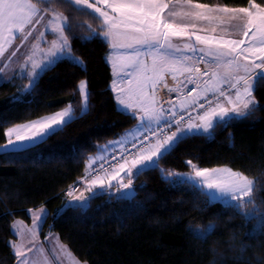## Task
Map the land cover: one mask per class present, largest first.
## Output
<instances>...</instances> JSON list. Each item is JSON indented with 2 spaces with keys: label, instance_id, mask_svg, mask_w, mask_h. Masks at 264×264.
Instances as JSON below:
<instances>
[{
  "label": "trees",
  "instance_id": "obj_1",
  "mask_svg": "<svg viewBox=\"0 0 264 264\" xmlns=\"http://www.w3.org/2000/svg\"><path fill=\"white\" fill-rule=\"evenodd\" d=\"M183 1V0H165ZM43 11L51 5L66 16L65 35L72 59L44 69L35 83L17 76L0 83V144L7 128L53 114L69 105L74 119L63 131L16 152L0 153V264H16L11 226L30 222L29 209L48 211L41 229L58 235L86 264H259L264 262V83L254 93L259 107L239 121L220 124L207 134L190 135L159 168L134 177L125 194L99 193L86 207H65L64 191L84 176L89 158L119 139L138 118L118 108L106 57L109 42L102 19L77 11L67 0H32ZM209 7L245 8L249 0H192ZM264 7V0H255ZM52 14L51 11L47 12ZM50 69V70H49ZM87 81L89 111H82L80 81ZM20 97V102H13ZM191 160L200 168L229 167L257 181L254 203L243 210L207 202L192 183H177L162 171L187 173ZM133 191V193L131 192ZM244 212H255L246 218ZM209 225L214 231L202 237Z\"/></svg>",
  "mask_w": 264,
  "mask_h": 264
},
{
  "label": "snow or ice",
  "instance_id": "obj_2",
  "mask_svg": "<svg viewBox=\"0 0 264 264\" xmlns=\"http://www.w3.org/2000/svg\"><path fill=\"white\" fill-rule=\"evenodd\" d=\"M67 2L73 5L77 11L96 14L98 19H102L105 26L103 36L108 39L114 50H132L131 53L121 52L118 58L126 62V67L133 69L132 72H126L125 76L132 77L126 81L129 86V100L133 96L137 97V99L135 102L126 103L124 99L118 96L117 100L123 106L125 113L131 110V114L135 117L138 114V109L139 113L142 114L140 115V125L137 132L129 133V135L136 137L137 135L150 133L156 136L154 142H150L146 147L140 148L134 154L130 167L126 168V165L129 164V161L126 159L124 163L118 166L117 171L108 173L105 170L103 176L96 175L89 181L87 191L91 192L97 187L100 189H104L105 187L110 188L112 180L117 178L120 171H126L131 176L132 168H137V175L145 171L158 169L160 161L171 155L179 144L190 135L207 134L210 129L218 127L220 124L227 126L233 121L243 120L260 106L254 93L258 90L260 84L264 83V56L256 57L257 59H261L262 63L256 64L253 61L251 68L247 64H240L241 56H243L244 60L248 59L244 55L245 53H252L253 56H256L257 52L264 53V7L255 3V0H249V7L245 8L220 7L216 9L224 13H243L247 17L243 25L245 29L243 36L247 38L249 32L255 29L252 32L251 40L257 41V43H250L249 47L246 48L240 47L245 42L243 39L216 42L217 47L213 48L211 46L214 42L213 37L195 35V33L190 34L187 30V25L175 24L162 19L161 13L164 9L168 8V4L164 0H93V2H90V0H67ZM184 3L192 5V0H184ZM98 4L107 6L112 13H118V15H110L108 11H104L102 7H98ZM192 6L197 9H209V5L206 4H195ZM252 8L256 9V11H251L250 9ZM43 11L45 13L52 12L54 23L53 21H49V24H53L51 31L59 34V43L55 40L52 41V47L55 49L52 55L56 56L57 53L70 55L76 64L83 66L84 62L72 55L69 39L65 35V27L70 28L67 25L68 18L52 9L51 5ZM40 12L41 9L32 0H0V38H2L4 32H8L10 36L13 35L14 30L24 33L25 26L31 24L33 18H37V22L43 19V16H40ZM169 15L176 16L179 13L169 12ZM195 15L201 19H211V17L201 12H197ZM29 35H31V30L23 36V39H27ZM191 35H195L197 42L208 45L207 48L199 49L190 43L183 45V49L193 54L197 51L201 53L199 57H195L196 61H203L205 56L213 57L216 61H223V58L228 56H231L232 59L224 62L223 66L227 69V72L223 77L217 72L211 74L215 78V83L210 88L204 87V95L193 97L190 102L186 100L181 101V110L187 108L189 104H199L200 108H205V104L199 103L200 100H206L208 104L203 115H199L196 118L201 123H194L193 118L189 116L186 127H182L181 122L184 120V116H178V113L172 108L167 110L171 111L172 118L169 119L164 114L166 110L163 106H158L155 91L150 95L148 89L155 90L157 82L164 79L165 72H171L172 78L175 80L178 71L189 73L198 71V69L187 66L177 68V65H185L187 62L193 61L194 56L192 55L170 58L169 50L175 52H181L182 50L171 43V38ZM142 48H147L149 50L148 54H151L153 57L150 68L141 59V56L145 55V53L140 51ZM3 51L4 49L0 47V56L3 55ZM49 64L54 65L55 61H50ZM36 66L35 64L33 65V67ZM45 67L47 68L48 66ZM241 69H243L245 75H232V73H238ZM255 69L262 70L253 75ZM148 71H151V76L146 75ZM32 75L38 76L37 73H33ZM189 82L195 83V80L189 77ZM207 83L205 82L206 85ZM225 83L229 85L230 90H234V95H230L223 90L222 85ZM165 87H167V84H165ZM87 88V81L82 80L77 85V91L82 95L84 113L90 110L88 104L90 93L87 91ZM169 91H179V89L169 88ZM209 91L215 97V104H213V100L207 98L206 94ZM190 94L191 92H189ZM221 97L224 98V102L220 101ZM12 100L13 102H20L21 98L13 97ZM225 103L230 107H226ZM73 119V109L69 105L63 111L57 112L52 116L9 127L4 132L6 143L0 144V152L7 153L9 150L16 152L21 148L30 147L32 144L46 142L49 136L55 135L58 131H63L64 126L71 123ZM162 121L163 123H161ZM214 121L215 124L213 123ZM153 125L156 127H153ZM173 125L176 126L175 131H170V133L169 131H165V129L170 130ZM186 163L192 168L191 173H170L161 170L162 177L167 179L169 176H175L177 177L176 182L182 184L192 181L193 187L201 190V194L207 197L208 203L217 201L221 197H226L223 203L237 210H243L245 203H254L252 196L254 190L257 188V181L255 179L249 178L242 172L233 171L230 168H200L193 164L191 160ZM89 167H91V164H89ZM131 185V179L128 180V183H124L121 180L117 185V191L120 188L130 189ZM68 195L72 201L81 203H69L66 207H86V204L82 202L88 201L89 197L83 194L76 196L71 191ZM245 197L248 198L247 201H244ZM234 201L237 203H233ZM243 214L246 218H255L256 215L255 212H244ZM31 215L34 225L31 231L33 232L34 239L36 222L40 221L42 216L46 217L47 213L41 208L38 213L31 212ZM214 228L215 225H209L206 230L199 232V235L206 237L214 231ZM259 231L264 233V222L260 223ZM12 247L17 256L25 257L26 254L21 250L19 245L12 243ZM60 248L69 258V264H81L65 245H60ZM17 264H29V260L27 258L21 259L17 261ZM259 264H264V262H259Z\"/></svg>",
  "mask_w": 264,
  "mask_h": 264
},
{
  "label": "crops",
  "instance_id": "obj_3",
  "mask_svg": "<svg viewBox=\"0 0 264 264\" xmlns=\"http://www.w3.org/2000/svg\"><path fill=\"white\" fill-rule=\"evenodd\" d=\"M175 2H177V1H175ZM181 3H183V2H181ZM192 4H195V3H192ZM218 8H220V7H209V9H213L216 11V12L210 13V15L213 14L215 16L214 18H212V16H209V17H211V19H207V20L203 19L199 23H194V22H191L190 19L194 20V21H196V20L192 16L188 15L189 20H187V21L183 20L181 24L187 25V30L190 34L195 33V35L213 37L214 42L211 45L213 48L217 47L216 42H222V41H226V40H241V39H243L245 42L243 45L240 46L241 48L249 47L250 43L251 44L257 43V41L251 40L252 32H254L255 29H252V31L249 32V36L247 38L243 36V31L245 30L243 25H244L245 21L247 20V17L243 13H231V12L224 13V12H220V11L216 10ZM250 10L253 12L256 11V9H254V8H252ZM48 15H52V14H48V13H45L44 11H41L40 16H43V19H40L37 22V18H33V22L31 24L25 26L24 33H20L18 31L14 30L13 35L10 36L8 32H4L2 38H0V47H2L4 49L3 55L0 56V83L9 81L12 78L17 77V76L27 77L29 79V83H30V77L34 76L31 73H29L30 71H32L33 73H37L39 75L44 69H46L45 66H51L49 64L50 61H55V60H57L56 58H59V56H61V54L60 55L56 54V56L52 55V52L55 51V49H53V47H52V41H54V37H52V38L46 37V36H49V32L47 31L48 29H47L46 23H45V20L48 19L47 18ZM227 15H231V16L228 17ZM29 30H31V35H29L27 37V39H23V36L25 34H27ZM195 35H191L190 37H194V39H195ZM181 37H183V36H181ZM258 39H259V37H258ZM173 40L176 41V43H177L176 45H180L181 44L180 42L182 41L180 39V37H178L177 39L175 38ZM171 41H172V39H171ZM204 46H205V48L208 47V45H204ZM257 46H259V45H257ZM222 50H226V49H222ZM244 55H246L248 57V59L244 60L243 56H241L240 64L252 65L251 62H253V61L256 64L262 63L261 59H257L256 57L264 56V53L257 52L256 56H253L252 53H245ZM176 58H179V57H176ZM229 59H232V57H230V56L224 57L223 61H216L213 57L205 56L203 59L205 71H204L203 66H201V68H199L200 71L201 70L204 71L203 74L199 75V74H194L193 72H191V73L186 72L188 74V76L192 77L193 79H196L195 83H193V84H195L194 87L196 88V92L192 97L181 98V101L186 100V101L190 102L193 97H198L200 95H204V93H203L204 87L207 86L210 88L215 83V78L211 74L213 72H217L220 74L221 77H223L225 75V73L227 72V69L223 66V64H224V62H226ZM34 64L37 66L33 67ZM186 64L188 67H189V65H191L190 61L187 62ZM184 66H186V65H183V66L177 65V68H182ZM111 70H112V68H111ZM261 70L262 69H255V72L253 73V75L255 73L260 72ZM169 73H171V72H165L164 75L169 74ZM183 73H185V72H183ZM232 75H241L242 76V75H245V73H244L243 69H241L238 73H232ZM112 76H113V74H112ZM112 81H113V79H112ZM161 81L162 80H160L158 82H161ZM205 82H208L207 85L205 84ZM111 85H112V82H111ZM177 85H176V88H174V89L178 88L179 91H174V93L180 95L183 84L181 81H178ZM222 87H223L224 91L228 92L230 95H234V90H230L229 85L227 83L223 84ZM206 95H207V98L213 100V104H215L216 100H215V97L213 96V93L211 91H209ZM201 101L205 104V108H203L199 112L198 116L203 115V113L205 112V110L208 107L206 100H200L199 102H201ZM220 101L224 102V98L221 97ZM225 106L230 107L226 103H225ZM198 107H199L198 104H189V106L183 110L195 109ZM66 108H64V109H66ZM64 109L59 110L57 112L63 111ZM57 112H55V113H57ZM55 113L44 116V117L52 116ZM140 115H142V114L139 113V117L136 116L138 118V123L134 128L127 131L119 139L114 140L112 142H109L107 145H104L97 154H95L89 158V161L87 162V171L90 170L92 167H94L100 161L105 160L107 158L108 153L111 150V147H121L125 142L135 140L140 136V135H137L136 137H133L132 135H129V133L137 132L138 126L140 125ZM41 118H43V117H41ZM41 118H38L35 120H39ZM35 120H33V121H35ZM26 123H29V122H26ZM26 123H23V124H26ZM194 123H201V121L196 119L194 121ZM213 123L215 124V121ZM20 125H22V124H20ZM12 127H14V126H12ZM182 127H186V126H182ZM35 144H37V143H35ZM35 144H32V145H35ZM22 149H25V148H21L20 150H22ZM8 152H10V150ZM0 153H3V152H0ZM101 157H102V159H101ZM130 162L131 161H129V164L126 165V168L131 166ZM89 164H91V167H89ZM137 167H139V166H137ZM115 171H117V169ZM115 171H113V172H115ZM113 172H111V173H113ZM136 174H137V168H132L131 176H129L126 173V171H120L117 178L112 180V182H111L112 186L110 188L105 187L104 189H100L99 187H97V188H94L91 192L86 190L89 186V181L91 180L90 178H88L84 182L83 187H82L81 191L79 192V194H77V196L83 194L84 196H87L90 199L92 196L99 194V193H116L118 195L125 194L129 191V189L120 188V190L117 191L118 183L121 180L124 183H128L129 179H131V181H133ZM88 201L82 202V203L87 204ZM69 203L75 204V203H81V202L72 201L71 198H68L66 205H68ZM66 205H65V207H66ZM41 208L44 209L45 212L48 214V211L45 207H40L37 209H29L27 211L28 216L30 218L29 223H27L21 219H16L12 223L11 230L15 236V240H13L11 242V246H12V243L16 244L19 242L20 234H22L23 236L24 235L27 236V239H28L27 245H24L23 247H21V250L24 251L26 254L25 257L17 256L14 249H13L15 255L17 256V261L27 258L29 260V264H69V258L66 256V254L60 248V245H64V244L60 241L57 234L48 233L44 239L41 237V229H42V226H43L44 221L46 219L45 216H42L41 220L36 222L37 226L35 227V238L33 239V232L31 230L33 229L34 225H33V218H32L31 212H37L38 213ZM30 210H31V212H30ZM29 249H31V251H29ZM67 249L69 250L68 247H67ZM17 261H16V264H17ZM81 264H86V263L81 262Z\"/></svg>",
  "mask_w": 264,
  "mask_h": 264
},
{
  "label": "rangeland",
  "instance_id": "obj_4",
  "mask_svg": "<svg viewBox=\"0 0 264 264\" xmlns=\"http://www.w3.org/2000/svg\"><path fill=\"white\" fill-rule=\"evenodd\" d=\"M90 2H93V0H90ZM164 2L168 4V8L164 9V11L161 13V17H162V19L167 20V21H170V22L175 23V24H181L183 20H186V21L189 20L188 15L192 16L196 20V21H194V20H191L190 19L191 22L199 23L203 19L198 18L195 15V13H197V12H201V13H203L204 15H206L208 17L209 16H212V18L215 17L213 14L210 15L211 12L212 13L213 12H216L215 10H213V9H211V10H209V9H197V8H195V7L192 6V5H195V4L189 5L187 3H184V0L183 1H177V2H175V1H165L164 0ZM181 2H183V3H181ZM97 6L98 7H102V9L104 11H108L110 13V15H113V16L118 15V13H112L111 10L107 6H105V5H99L98 4ZM169 12H177V13H179V15L170 16L169 15ZM186 14H188V15H186ZM227 16L230 17L231 15H227ZM47 18L48 19L45 20V23H46V27L48 29L47 31L49 32V36H46V37H51V38L54 37V40L57 41V43H59V34L52 32L51 31V27L53 26V24H49V21H53V23H54L53 15H48ZM104 28H105V26H104ZM175 38L177 39L178 37H172L171 38L172 39L171 43L173 45H176L177 44L176 41L173 40ZM180 39L182 40L180 42L181 44L180 45H176V46H178V47H180L182 49L181 52H175L173 50H169V52H170V58H172V57H175L176 58V57H181V56H189V55H192V56H194V59H193V61H190L191 65H189V67H193L194 69H198V71H193L194 74H199V75L203 74V72L205 71L204 62L203 61H196L195 60V57H199L201 55V53L199 51H197L195 54H193L192 52H190V51H188L186 49H183V45L185 43H190V44L194 45L197 49H199V48H205L204 44H201V43L197 42L196 39H194V37H190V36H183V37H180ZM106 40L108 41V39H106ZM109 46H110V50H109V54L106 57V60H107L108 64L110 65V67L112 68L113 81H112L111 89L114 92L115 99H116V102L118 104L117 105L118 108L120 110L124 111L123 106L119 104V102L117 100V97L119 96L121 99H124L126 103L135 102V100L137 99V97L133 96L132 99L129 100V86H128V84H127L126 81L128 79H131L132 77L125 76V73L126 72H132L133 69L131 67H126L125 66V63L126 62L123 59H120L118 57H119V54L121 52H123V53H131L132 50L131 49H116V50H114L111 47V44L110 43H109ZM140 51L142 53H145V55H142L141 56V59L150 68L151 65H152V59H153L152 55L151 54H148L149 53V50L147 48H142V49H140ZM161 51H163V50H161ZM57 54L60 55V53H57ZM64 57L65 58L72 59V56H70V55H67V54H63L62 55L61 54V56H59V58H56L57 60H55V62L58 61V59H61V58H64ZM240 62H241V59H240ZM251 63H252V65H249L248 64L250 68L253 66V62H251ZM185 65L187 66V64H185ZM201 66L204 67V71L203 70H201V71L199 70V68H201ZM29 73L33 74L32 71H30ZM181 73L183 74V77H182L181 82L183 84V87H182V97L184 98V97H187L186 96V90H187V88H189L191 85L192 86H195V84L189 82V77L190 76H188V74L186 72L185 73L181 72ZM146 75L151 76L152 75L151 71H148L146 73ZM169 75L170 74H168V76ZM37 77L38 76H31L30 77V83H29V85H27V88H30L34 84V82L36 81V78ZM194 80H196V79H194ZM148 91H149V94L151 95V91H152L151 88H149ZM82 111H83V99H82ZM128 112L131 113V110H128ZM137 113L138 114L136 116L139 117V110L138 109H137ZM220 168H229V167H220ZM191 172L181 173V174H188V173H191ZM170 178L173 181H177V177H175V176H170ZM189 182L193 184L192 181H189ZM224 199H226V197H221L217 201L223 203V200ZM247 199L248 198L245 197L244 198V201H247ZM233 203H237V202L234 201ZM19 239L20 240H19L18 243H16V245H19L20 247H23L24 245H27V242H28L27 236H25V235L23 236L22 234H20Z\"/></svg>",
  "mask_w": 264,
  "mask_h": 264
},
{
  "label": "built area",
  "instance_id": "obj_5",
  "mask_svg": "<svg viewBox=\"0 0 264 264\" xmlns=\"http://www.w3.org/2000/svg\"><path fill=\"white\" fill-rule=\"evenodd\" d=\"M178 79H179L178 74H176L175 80L172 78L171 74L169 76L167 74L165 75L162 82L156 84V88L155 90H152V92L155 91V95L158 101V106L162 105L163 108L166 110L164 114L168 116L169 119H171L172 118L171 111H167V110L174 108V110L178 113V116L179 115L184 116V120L181 122V126H186V122L188 121L189 116H191L194 120L198 116V113L201 108L198 107L197 109L191 111L181 110L179 95L174 93L173 91L171 92L169 91V88H174L176 86ZM165 84H167V87H165ZM189 92H191L190 95ZM194 92L195 89L193 87H190L187 89L186 94L187 96H192ZM161 123H163V121ZM153 127L156 126L154 125ZM175 130H176L175 125H173V127L170 130L165 129V131H169V133L170 131H175ZM155 139L156 136H153L150 133H145L144 135H140L135 140L125 142L122 147H112L105 160L100 161L84 177L74 182V184L72 183L69 187H67L64 191V194L69 196L68 193L70 191L73 192V195L77 194L81 190L83 181L86 179V177L93 178L98 174L103 176L105 170H107L108 173L113 172L126 159L128 161L134 159V154L137 153L140 148L146 147L150 142H154Z\"/></svg>",
  "mask_w": 264,
  "mask_h": 264
},
{
  "label": "water",
  "instance_id": "obj_6",
  "mask_svg": "<svg viewBox=\"0 0 264 264\" xmlns=\"http://www.w3.org/2000/svg\"><path fill=\"white\" fill-rule=\"evenodd\" d=\"M133 193V191H131Z\"/></svg>",
  "mask_w": 264,
  "mask_h": 264
}]
</instances>
